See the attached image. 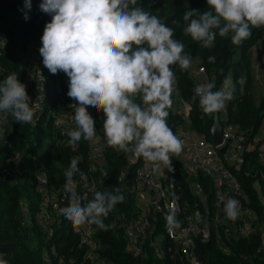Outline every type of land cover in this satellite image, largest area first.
I'll return each instance as SVG.
<instances>
[{
    "label": "trees",
    "instance_id": "obj_1",
    "mask_svg": "<svg viewBox=\"0 0 264 264\" xmlns=\"http://www.w3.org/2000/svg\"><path fill=\"white\" fill-rule=\"evenodd\" d=\"M40 3L41 0H32L29 11L23 7L24 0H0V38L4 40L0 49V82L15 72L18 80L25 85L26 92L30 72L23 61L30 59L32 45L41 46L44 26L51 20L50 15L40 10ZM138 6L159 16L174 30L173 38L184 44V51L198 60L188 71H181L178 65L173 66L177 78L176 91L188 106L187 124L197 135L211 142L214 114L203 113L198 98L193 99L195 86L203 79L211 82L214 78V90H218L227 77L233 82L241 75L247 77L243 91L237 86L234 99L227 102V122L236 125L245 134L247 150L241 164L227 166L241 184L246 214L254 216L250 231L237 237L227 236L224 232L229 220L225 217L224 205L216 206L212 176L201 170L188 172L183 159L176 156L172 157L174 171L165 169V172L174 198L182 208L178 220L189 223L195 219L194 213L198 210L196 217L209 231L206 239L198 235L194 241L195 254L202 264H264V163L259 142H255L264 119V91L256 102L251 52L263 35L264 27L252 29L251 38L241 46L231 43L230 34L226 38L217 36L213 47L208 49L202 48L183 32L186 6L206 11V0H138ZM25 12L29 17L27 20ZM209 56H215L216 62L209 63ZM200 66L204 67V76L194 77ZM42 71L47 80V90L43 110L35 123H17L9 117L8 124L0 127V256L8 264H93L91 258H86L87 247L80 245L75 225L60 213L54 214V220L50 222L40 217L42 189L38 186L36 164H42L49 186L56 189L65 184V171L70 160L78 157V167L87 174L88 182H92L97 190L120 188L125 196L124 202L118 203L104 219L105 225L110 226L108 230L92 225L96 243L92 253L95 258L105 264H191L168 237L165 215L152 210L144 216L149 228L142 239L140 251L132 252L126 229L139 220L141 207L138 194L124 191L123 187H129L134 182L135 171L142 160L130 163L128 154L119 153L106 145L103 121L97 113H94L97 136L104 145L101 159L92 160L91 143L83 138L76 147L70 146L67 132L62 134L55 124L56 115L74 114L75 102L67 96L68 77L63 72L53 75L44 66ZM168 124L176 133L184 124V119L180 113L169 111ZM14 155L17 157L11 160ZM7 165L12 168L8 174L2 171ZM101 170L108 172L106 178L101 175ZM74 179L77 192L81 194L80 174L76 173ZM69 199L62 208L67 206ZM87 199H92L89 191Z\"/></svg>",
    "mask_w": 264,
    "mask_h": 264
},
{
    "label": "clouds",
    "instance_id": "obj_2",
    "mask_svg": "<svg viewBox=\"0 0 264 264\" xmlns=\"http://www.w3.org/2000/svg\"><path fill=\"white\" fill-rule=\"evenodd\" d=\"M208 10L189 9L183 14V32L202 48H212L217 36L241 46L251 38L252 29L264 27V0H206ZM32 0H24L31 10ZM40 10L51 16L44 26L39 53L47 70L68 77L67 96L75 102V129L67 132L68 143L76 147L83 138L97 143L95 121L89 109L102 111L106 145L128 154L130 163L143 159L161 176L173 172L172 157L180 156L183 141L169 127V110L177 78L173 66L188 71L198 60L184 51V44L174 39V30L159 16L138 6V0H41ZM24 18L29 17L27 12ZM209 63L216 57L209 56ZM247 77L235 82L225 78L218 90L215 79L197 84L193 99L203 113L212 115L226 108L234 99L237 86L242 92ZM37 109L33 107L26 87L17 73L0 82V127L9 117L22 124H34ZM79 158L70 160L65 171L64 191L70 194L60 214L75 226L95 225L108 230L104 219L125 200L120 188L97 190L89 185L88 176L78 167ZM80 174L84 187L92 194L77 192L75 174ZM107 177L108 172L101 170ZM123 179V176L121 177ZM86 201V202H84ZM225 217L235 221L240 215L239 203L228 197ZM169 231L180 228L176 209L165 217ZM0 264L8 261L0 256Z\"/></svg>",
    "mask_w": 264,
    "mask_h": 264
},
{
    "label": "built area",
    "instance_id": "obj_3",
    "mask_svg": "<svg viewBox=\"0 0 264 264\" xmlns=\"http://www.w3.org/2000/svg\"><path fill=\"white\" fill-rule=\"evenodd\" d=\"M260 39H264L261 36ZM4 45V40L0 38V49ZM39 45H32L29 52L31 59V72L29 81L27 82L28 96L31 98L33 107L37 109V116L43 110V101L47 90V80L43 74L42 57L39 53ZM204 76V67H198L194 72V77ZM202 80V79H201ZM208 81L203 79L200 83H207ZM176 90V88H175ZM226 108L218 113L219 121L222 124V142L220 144H214L212 141H207L204 137L197 135L189 127H186L187 112L182 109L178 110L184 119V124L180 126L177 131L178 137L183 141L184 149L180 156L184 161L185 168L188 172H195L201 170L204 174L210 175L214 179L215 185V202L216 206L221 207L225 204L228 197L236 199L239 203L240 215L233 222L229 220V223L224 226V232L227 236H242L250 231L245 226L246 207L244 205V195L240 182L236 179L233 172L227 165H239L244 161V153L247 150L246 136L238 129V127L232 123L227 122V105ZM90 114L94 119V113L99 115V118L103 121L104 115L102 111L95 109H89ZM36 116V118H37ZM35 118V119H36ZM55 124L61 130V133H66L75 128V121L73 114L56 115ZM77 127V126H76ZM196 135L198 136L196 138ZM104 149L103 143L98 139L97 143H91V158L92 160H100L101 154ZM189 151L190 155L185 158L184 152ZM17 156L14 155L11 160H14ZM185 159V160H184ZM142 160L141 165L135 171L134 182L128 187L124 186V191H133L139 194L141 191L148 190L150 192L149 201L145 208L141 206V216L139 220L130 224L126 229V237L129 243V248L132 252H139L142 239L146 236V231L149 228L148 222L144 219V216L149 213L150 210L162 213L166 215L170 209H176V218L178 220V214L182 211L178 201L174 198L172 193V185L167 183L166 172L163 176L154 173L150 163H146ZM261 160L263 157L261 155ZM9 161V160H8ZM37 181L38 186L42 189L41 193V213L40 217L44 221H52L53 215L60 213V209L70 198V194L64 191L63 187L53 188L49 186V182L46 177V173L41 163L36 164ZM11 166H5L2 171L6 174L11 172ZM81 195L88 194V189L84 187V182L81 181ZM92 185V182H88ZM139 198V197H138ZM86 202V201H84ZM22 209L25 210L23 203L20 201ZM195 219L189 223L180 222V228L173 231H169L166 228L168 237L173 240L177 246L178 252L184 259L191 264H202L197 258L194 251L195 237L200 235L202 239H206L209 236L208 229L197 226L196 216L198 210H195ZM76 230L80 235V245L87 247L86 258H91L93 264H105L104 261L95 258L93 251L96 248L94 240V229L92 225L76 226Z\"/></svg>",
    "mask_w": 264,
    "mask_h": 264
},
{
    "label": "crops",
    "instance_id": "obj_4",
    "mask_svg": "<svg viewBox=\"0 0 264 264\" xmlns=\"http://www.w3.org/2000/svg\"><path fill=\"white\" fill-rule=\"evenodd\" d=\"M264 35V32H263ZM262 35V36H263ZM251 52H252V61H253V73H254V69H255V65L256 63L259 62V71H258V75H259V79L264 77V44H263V40L260 39L252 48H251ZM27 61V65L26 62ZM24 66L26 65L27 68H29V64H31L30 59L26 58L23 61ZM255 64V65H254ZM31 67V66H30ZM29 71V70H28ZM264 81V80H263ZM263 83V82H262ZM262 85V84H261ZM262 89H264V87H262ZM260 90V87L255 83L254 86V96H255V101L258 102L259 101V96L262 93H258ZM263 91V90H261ZM172 99H173V107L172 109H170L169 111L171 112H178V110H182L184 109L187 112L188 106L185 102H183L177 91L175 90L172 94ZM186 127H189V125L186 123ZM178 132H176L175 134H177ZM198 136L196 135V138ZM259 142L260 145V154L263 157V161H264V119H263V123L262 126L260 127L256 138H255V142ZM190 155L189 151L187 150L186 152H184V157L187 158ZM185 160V159H184ZM255 187L257 188V190L259 191V185L256 183ZM149 196H150V192L148 190H144L141 191L138 194L139 197V206H141L142 208H145L147 206V203L149 201ZM254 219L253 214L251 213H247L245 216V226L246 228H249V225L251 224V221Z\"/></svg>",
    "mask_w": 264,
    "mask_h": 264
},
{
    "label": "water",
    "instance_id": "obj_5",
    "mask_svg": "<svg viewBox=\"0 0 264 264\" xmlns=\"http://www.w3.org/2000/svg\"><path fill=\"white\" fill-rule=\"evenodd\" d=\"M211 141L214 144H220L222 142V124L219 121L218 113L214 114L213 124L211 126ZM197 226L199 229L202 228V225L199 220H197Z\"/></svg>",
    "mask_w": 264,
    "mask_h": 264
},
{
    "label": "rangeland",
    "instance_id": "obj_6",
    "mask_svg": "<svg viewBox=\"0 0 264 264\" xmlns=\"http://www.w3.org/2000/svg\"><path fill=\"white\" fill-rule=\"evenodd\" d=\"M264 36V35H263ZM263 44H264V39H263ZM25 62H26V65H27V61L25 60ZM255 65V64H254ZM259 62L258 63H256V65H255V71H254V77H255V83L260 87V90H259V92L258 93H261V92H263L264 91V89H262V87H264V77L263 78H260L259 79V75H258V71H259ZM31 64H29V68H28V72H31ZM263 82V83H262ZM262 84V85H261ZM261 90H263V91H261Z\"/></svg>",
    "mask_w": 264,
    "mask_h": 264
}]
</instances>
